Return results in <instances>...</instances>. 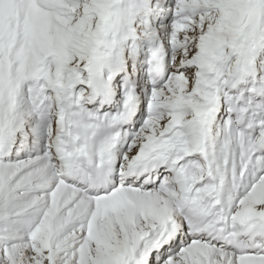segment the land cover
<instances>
[{
  "label": "snow or ice",
  "instance_id": "snow-or-ice-1",
  "mask_svg": "<svg viewBox=\"0 0 264 264\" xmlns=\"http://www.w3.org/2000/svg\"><path fill=\"white\" fill-rule=\"evenodd\" d=\"M0 264H264V0H0Z\"/></svg>",
  "mask_w": 264,
  "mask_h": 264
}]
</instances>
